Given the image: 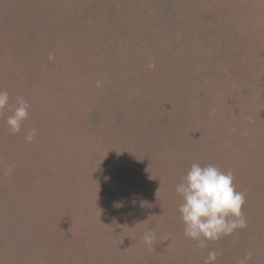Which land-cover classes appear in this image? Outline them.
Wrapping results in <instances>:
<instances>
[{
	"label": "rangeland",
	"instance_id": "rangeland-1",
	"mask_svg": "<svg viewBox=\"0 0 264 264\" xmlns=\"http://www.w3.org/2000/svg\"><path fill=\"white\" fill-rule=\"evenodd\" d=\"M211 9L216 35L191 48ZM229 34L258 50L250 78L247 67L223 78L211 45ZM26 58L33 65L23 69ZM246 86L264 92V0H0V89L33 112L15 135L10 110L0 112V264H203L210 250L216 264L231 263L223 238L196 249L184 235L175 189L193 163L231 170L255 200L246 198L247 227L229 241L252 238L259 260L264 100ZM157 150L167 157L160 177L156 162L154 175L144 167ZM149 229L156 239L146 246ZM111 236L119 247L106 244ZM167 240L178 243L169 259Z\"/></svg>",
	"mask_w": 264,
	"mask_h": 264
},
{
	"label": "clouds",
	"instance_id": "clouds-1",
	"mask_svg": "<svg viewBox=\"0 0 264 264\" xmlns=\"http://www.w3.org/2000/svg\"><path fill=\"white\" fill-rule=\"evenodd\" d=\"M6 109L11 112L5 119L9 133H20L23 123L30 115L28 101L23 96H16L13 106L9 91L0 89V112ZM24 135L26 141L33 142L37 129L32 127ZM13 168L14 165H9L4 174H10ZM175 191L182 197L179 213L184 225V235L195 242L196 249L206 248L208 241L232 236L238 229L247 227V219L242 211L246 195L236 189L231 170L222 171L214 164L201 166L193 163ZM142 239L146 246H151L156 239L155 230L145 231ZM218 255L216 250H210L203 264H216ZM253 256L254 252L249 250L238 259L237 264H249Z\"/></svg>",
	"mask_w": 264,
	"mask_h": 264
},
{
	"label": "trees",
	"instance_id": "trees-1",
	"mask_svg": "<svg viewBox=\"0 0 264 264\" xmlns=\"http://www.w3.org/2000/svg\"><path fill=\"white\" fill-rule=\"evenodd\" d=\"M216 12L217 11L214 10V9L209 10V13H211L212 15L211 16H206V19H207L206 21L207 22H205V23H207V24L203 25L198 30L195 29L196 32H197L196 33V35H197L196 36V38H197V44H192L191 45V48H195L196 46H198L197 47V50L203 49V47L204 46H207V43H209V42H207V40H209L210 38H213L216 35V30H215L214 27H212V26H217V24H218V16H217ZM211 19L213 20V22H211ZM214 20H215L216 24L214 23ZM205 34H208L207 35L208 37H206ZM226 37L228 38V41L225 44H223L222 46H220L217 43V40L216 39H213L212 40V45H211V46H213V44L215 45V50L216 51L221 50V52H222L221 56L223 57V62H226V64L223 63V66L224 65L225 66L222 67V69L225 71V74L223 75V78L229 79V82H230L231 79H237V77H236L237 76V72L240 71L241 67L243 69L244 68L246 69V67L248 68V77L250 78L251 71L249 72V70H250L249 65L254 64V59L255 58L261 59V57L260 58L257 57V54L256 53H257L258 50L256 51V49H254V48H252L251 50L250 49H247V45L246 44H243V43H233L232 44L231 41L234 42L235 39L231 40V35L230 34L229 35H226ZM241 44H243V45H241ZM203 51H205V50H202V52ZM237 53L240 56H238ZM252 54H255V55L251 56ZM218 55H220V54H218ZM14 62L17 63V62H20V60H14ZM21 63H25L21 67L23 69L30 68V66L33 65L32 59H30V58L22 59V62ZM251 67H252V65H251ZM39 73H40V75H42L41 72H39ZM39 73H37V74H39ZM242 80H245L243 73H242ZM250 83L251 82H247L245 84L250 86ZM251 88H253V90L255 92V95H254V98L256 97L255 100L257 101L259 99V100L263 101L264 100V92H262L260 90L259 93L257 94V90L254 89V88H257V87L251 86ZM251 88H249L248 86H246V91L245 92H249L250 93L252 91ZM140 89H142L141 85H140ZM228 90H230V89H227L225 91L227 92L226 95L227 96L229 95L228 96V98H229V97H232V96H230L231 94L229 93L230 91H228ZM148 96H149V94L145 95V98L148 99ZM141 101H143V100L141 99ZM147 101H149V100H147ZM147 101H145V103H142L143 106H148L147 105ZM29 113H31V115H33V112L32 111H29ZM34 117L36 119L40 120V118H43V114H42L41 111H38L37 110V112H35V114H34ZM161 140L162 141H160V142H163V139H161ZM152 152L153 153H151V155L152 156H155V157H153V159L149 163V165H151V166H148V164H147L144 167H146L147 170H149L151 168V171H149V172H151V175H154L155 173H153V163L156 162V165L158 164L157 165V169L158 170L156 171V175H157L156 177H160L159 176L160 175V172H164V169L159 165V163H163V160L166 161L167 160V157L165 156V157H163V159H160V158H157V157H159V154H160V152H158V150H157V152H154V151H152ZM134 155L137 157V159H141V156H139V153H136L135 152ZM125 162H127V161H125ZM147 170H146V173H144L142 175L143 176L146 175L147 177H149L150 175L147 172ZM137 174H140V173H136V175ZM143 176H141V174H140V175H138V178H141ZM161 177H162V174H161ZM246 198H248V196ZM256 198H258V197H255V199ZM252 200L253 199L248 198V204H249L250 207L254 206V203H256L255 200H253L254 202H252ZM251 235H252V233H251ZM117 236L118 235H116V237ZM229 238H230V236L223 237V241L225 243L224 244V247H226V249L228 248V250H226V252L229 251L230 254L234 255L233 260H231L232 262L229 263V264H237L238 259L241 258L242 256H244L249 251L248 248L251 245H253L252 244L253 239L252 238L245 237V234H243L241 237H239V240H233V241L230 242L229 241ZM232 239L233 238L231 237V240ZM104 241H106V244H112V247H114V246L119 247L117 240L115 242L114 236H111V237H109L107 239H104ZM177 246H178V243H174L173 244L172 242H170V240H167L166 245L163 247V249H161V252L163 254L162 256L163 257L165 256V259H169V257H170L169 256V251L170 252H173L176 249ZM110 253H111V255L117 257L116 253H113L111 251H110ZM120 256H121V254H120ZM120 256L117 257V258L119 259ZM263 257H264V254H263V256L261 258H259V260H257V258H255L253 256V259H252V261L249 262V264L257 263Z\"/></svg>",
	"mask_w": 264,
	"mask_h": 264
}]
</instances>
